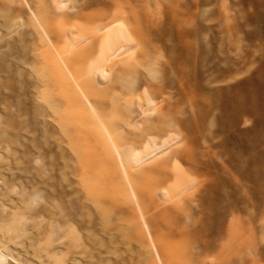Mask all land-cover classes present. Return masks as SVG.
<instances>
[{
	"label": "rangeland",
	"instance_id": "rangeland-1",
	"mask_svg": "<svg viewBox=\"0 0 264 264\" xmlns=\"http://www.w3.org/2000/svg\"><path fill=\"white\" fill-rule=\"evenodd\" d=\"M0 179L111 264H264V0H0Z\"/></svg>",
	"mask_w": 264,
	"mask_h": 264
},
{
	"label": "bare ground",
	"instance_id": "bare-ground-1",
	"mask_svg": "<svg viewBox=\"0 0 264 264\" xmlns=\"http://www.w3.org/2000/svg\"><path fill=\"white\" fill-rule=\"evenodd\" d=\"M117 29V23H113L104 32L109 37L114 35L119 41L118 38L123 36ZM1 181L0 264H111L110 254L114 245L108 242L101 248L94 239L81 235L77 229L79 222H76L79 213L74 215L71 224L63 218L62 212L46 205L17 217L13 212L15 206L4 200L6 196H17V193L12 186ZM18 248L25 249V254L30 255L24 263L15 256ZM123 252L117 264H129L126 252Z\"/></svg>",
	"mask_w": 264,
	"mask_h": 264
}]
</instances>
